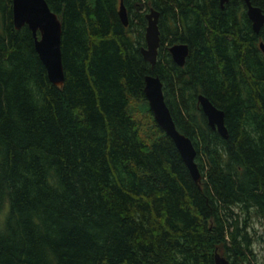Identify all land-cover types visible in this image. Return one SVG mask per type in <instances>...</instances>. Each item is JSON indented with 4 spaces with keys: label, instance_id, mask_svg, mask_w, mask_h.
Masks as SVG:
<instances>
[{
    "label": "trees",
    "instance_id": "obj_1",
    "mask_svg": "<svg viewBox=\"0 0 264 264\" xmlns=\"http://www.w3.org/2000/svg\"><path fill=\"white\" fill-rule=\"evenodd\" d=\"M46 1L61 21V86L31 29L15 27L12 0H0V264H214L215 251L256 264L264 23L254 31L244 0ZM250 1L264 12V0ZM151 6L153 65L140 49ZM177 42L188 45L182 65L168 50ZM147 73L194 145L200 185L153 117ZM199 93L224 111L226 137ZM255 220L263 229L252 236Z\"/></svg>",
    "mask_w": 264,
    "mask_h": 264
},
{
    "label": "water",
    "instance_id": "obj_2",
    "mask_svg": "<svg viewBox=\"0 0 264 264\" xmlns=\"http://www.w3.org/2000/svg\"><path fill=\"white\" fill-rule=\"evenodd\" d=\"M227 0H220L223 4ZM246 13L252 23L254 31H259L264 23V12L250 0H244ZM119 16L122 22L127 24L126 9L120 1ZM12 16L16 28L27 24L34 36L35 49L43 62L49 79L61 86L64 82V71L61 59V21L58 15L50 9L46 0H12ZM147 24L145 28V46H141L144 59L151 65L156 61V53L159 45V29L157 25L158 11L152 6L145 13ZM264 51V42H259ZM172 59L182 65L188 53V45L183 42L173 43L168 46ZM144 94L149 103L156 123L168 134L182 159L184 160L193 180L199 184L201 172L195 161L196 150L191 139L176 128L170 110L165 102L162 90V81L156 74L147 73L144 76ZM197 100L201 110L206 116L208 124L224 137L227 136L224 124V111L216 107L205 95L199 93ZM214 264H229L228 259L220 252H214ZM240 264H249L242 262Z\"/></svg>",
    "mask_w": 264,
    "mask_h": 264
},
{
    "label": "rangeland",
    "instance_id": "obj_3",
    "mask_svg": "<svg viewBox=\"0 0 264 264\" xmlns=\"http://www.w3.org/2000/svg\"><path fill=\"white\" fill-rule=\"evenodd\" d=\"M148 11V10H146ZM141 102V101H140ZM140 102H136L133 105L135 106V112L134 114L140 116L141 121L146 122L147 118L144 116V112L142 111V109L140 108ZM143 103V102H141ZM138 109V110H137ZM262 226L259 225V221L255 220L254 221V228L250 229V234H252V236H257L259 233L262 232ZM263 235V234H262ZM252 250L254 251V261L256 262V264H262L263 260H264V236L262 238H255L253 243H252Z\"/></svg>",
    "mask_w": 264,
    "mask_h": 264
}]
</instances>
